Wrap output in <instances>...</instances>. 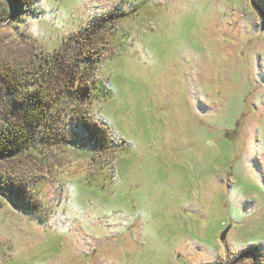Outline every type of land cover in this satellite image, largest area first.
Listing matches in <instances>:
<instances>
[{"label": "rangeland", "instance_id": "1", "mask_svg": "<svg viewBox=\"0 0 264 264\" xmlns=\"http://www.w3.org/2000/svg\"><path fill=\"white\" fill-rule=\"evenodd\" d=\"M31 7L1 44L53 52L111 17L89 107L105 137L0 159V264H264V207H244L264 204V0Z\"/></svg>", "mask_w": 264, "mask_h": 264}, {"label": "trees", "instance_id": "2", "mask_svg": "<svg viewBox=\"0 0 264 264\" xmlns=\"http://www.w3.org/2000/svg\"><path fill=\"white\" fill-rule=\"evenodd\" d=\"M33 1L8 0L0 5V21L16 11H32ZM110 18L103 16L94 26L73 32L53 52L37 51L28 37L24 49L0 43V100L3 90L10 96L0 117V159L36 152L40 144L69 143L77 135L80 150L87 144V152L95 155L100 149L105 129L89 107L98 95L109 93L100 90L97 68L104 59L101 45L108 39L105 25ZM0 190L17 195L13 182L4 176Z\"/></svg>", "mask_w": 264, "mask_h": 264}, {"label": "snow or ice", "instance_id": "3", "mask_svg": "<svg viewBox=\"0 0 264 264\" xmlns=\"http://www.w3.org/2000/svg\"><path fill=\"white\" fill-rule=\"evenodd\" d=\"M233 197L237 200L243 201V197L239 196L238 193L233 192ZM245 209H253V210H259L261 207H264V204H253L251 202H247L244 204ZM3 225H0V235H3Z\"/></svg>", "mask_w": 264, "mask_h": 264}, {"label": "water", "instance_id": "4", "mask_svg": "<svg viewBox=\"0 0 264 264\" xmlns=\"http://www.w3.org/2000/svg\"><path fill=\"white\" fill-rule=\"evenodd\" d=\"M12 16H13V14H12L10 17H12ZM227 231H228V229H226V230L223 232L222 238L225 237Z\"/></svg>", "mask_w": 264, "mask_h": 264}]
</instances>
